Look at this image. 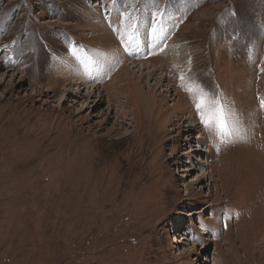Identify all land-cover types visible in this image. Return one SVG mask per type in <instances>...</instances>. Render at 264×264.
Wrapping results in <instances>:
<instances>
[{
    "label": "rangeland",
    "instance_id": "obj_1",
    "mask_svg": "<svg viewBox=\"0 0 264 264\" xmlns=\"http://www.w3.org/2000/svg\"><path fill=\"white\" fill-rule=\"evenodd\" d=\"M117 24L161 44L127 55ZM132 61L185 99L165 135L128 103ZM74 63L84 84L57 81ZM197 87L239 137L204 127ZM262 100L264 0H0V264H264Z\"/></svg>",
    "mask_w": 264,
    "mask_h": 264
},
{
    "label": "bare ground",
    "instance_id": "obj_2",
    "mask_svg": "<svg viewBox=\"0 0 264 264\" xmlns=\"http://www.w3.org/2000/svg\"><path fill=\"white\" fill-rule=\"evenodd\" d=\"M121 23H122V27H124L123 26L124 22L121 21ZM120 27L121 26H118V24H117V25H115L114 27H111V28L114 29L115 31L116 30L118 31V37H121V39L123 38L122 41L126 40V42L123 45H124V48L127 50L126 51L127 55L131 54L132 57H134V55H136V54L141 56V52L146 53V51H147V53H148V51H150V53H153V52L157 51V50H155L156 47L158 48L159 45L161 44L160 43L161 40L157 41V40L150 39L149 41L147 40L148 41L147 42L148 48H146V46L143 44V42H141L143 40H141V41H136L134 39L131 40V36H130L131 33L128 32L130 34H127L126 33L127 31L124 32L123 29L120 30ZM119 30H120V33H119ZM103 37H106V39H108L110 41L109 45H110V48H112V49H110L112 53L110 55L109 62L110 61H113V62L121 61L120 58L123 59V58H125V56L127 57V55H125L124 53H122V52H121V54L119 53L116 44L114 42L113 43L111 42V41H113V39L110 36L107 37L105 35ZM145 44H146V41H145ZM162 47H163V44L160 46V48H162ZM134 48H136V49H134ZM172 48H173L172 46H170L168 48L166 47L165 49L162 50L163 52L161 54H162V57L165 58V60H166V57L168 56L170 58H173V60L176 62L178 58L177 57H176L177 59L174 58L173 54H174L175 49L174 48L172 49ZM135 50H137V52ZM158 52H159V50H158ZM176 53L179 54V50ZM106 54H107V51H106V53L103 54V56L106 55ZM180 61H182V60H180ZM89 62H87V64ZM87 66H88L87 68L84 67L82 69V70L85 69V71H87V73H89L87 75L88 76L87 78H90V77L95 76V75L99 76L98 74L101 73L100 69L95 68V64L89 63ZM130 66H131V70H130ZM140 66H142V68ZM76 67H77V65L75 63L72 64L71 67L68 68V70L66 68V72L65 71L60 72L59 73L60 76H55V78L59 82L60 81L64 82L66 80L65 77L67 76V77H69L71 79L72 78H76V81H74L75 82L74 85L84 84L83 81H84V79L86 77L84 78V77L80 76L81 73H79V72H76V73L73 72L74 69H76ZM138 67H139V69L136 70V68H138ZM146 69H149V71L147 73H144V70H146ZM82 70H80V72ZM134 70H136V72H139L141 74L138 77H135L136 73L133 72ZM72 73H74L76 77H73L74 75ZM125 73L128 75V79H127L128 83L125 85V88L127 90H129V92H130V96L128 97V100H129L128 103H130L131 106L135 107V109H136L135 112H136V114H138V117L140 116V118L144 114H145V117H146V113L147 112H149V113H151L153 115H156L155 119H152L153 122H152L151 125L156 124L157 131H158L157 132V136L158 137H160L161 135H165V133H167V129L165 127L167 124H171L173 126L174 124H177L178 122L180 123L182 118L180 116L176 115V113L185 114V112L188 110V107L184 104L185 103V101H184L185 99L182 98L181 94L179 92H176V94H175L176 96L172 99V94H171L172 89L169 88L167 85H163L164 77L160 76L159 79L157 80V82L154 83V85H156V87L158 89L163 88L162 89V94L160 96H158L156 91H155V89H154V85L152 86L148 82V80L147 81L145 80V78H148V77L150 78V77L154 76L155 74H157V69L156 68H154L149 63H142V64L137 65L135 63V61L134 62L132 61L131 63H128V66H124L122 68V74H125ZM131 73H132V75H134V77H132V78L130 77ZM100 77H101V74H100ZM119 78H121V74L117 75V77H116V79H119ZM135 80H137V82ZM130 82H131V85L129 84ZM147 86H148V91H144V88H146ZM91 87H93V90H92L93 94H96V92L98 91V86L93 85ZM77 90L80 91L81 87H78ZM78 91H76V92H78ZM110 96L112 97V94H110ZM169 97H171V100H175L176 98H178V101L175 104L172 105L173 109L169 110L168 112H165V113H163L162 111H159V113L156 114V110H157V107H158L159 103L164 101L165 99H167ZM159 99L161 101H159ZM98 101H101V99L98 100ZM185 119H189V117H186ZM139 123H141L139 125L142 126L143 122H139ZM188 127H189V130L197 128V126L195 124H190V125H188ZM198 139H200V141H198L197 143L200 144V143H202L201 140L204 139V136L201 135V136L198 137ZM200 161L202 162V160H200ZM181 240L183 241V237L181 238Z\"/></svg>",
    "mask_w": 264,
    "mask_h": 264
},
{
    "label": "snow or ice",
    "instance_id": "obj_3",
    "mask_svg": "<svg viewBox=\"0 0 264 264\" xmlns=\"http://www.w3.org/2000/svg\"><path fill=\"white\" fill-rule=\"evenodd\" d=\"M184 77L181 76L183 81ZM194 95V107L199 115L201 123L210 132L220 139L221 142L233 140L240 135L238 122L234 115L228 111L219 98L211 99L203 89L197 87L195 91L187 88ZM264 107V100L261 101Z\"/></svg>",
    "mask_w": 264,
    "mask_h": 264
}]
</instances>
